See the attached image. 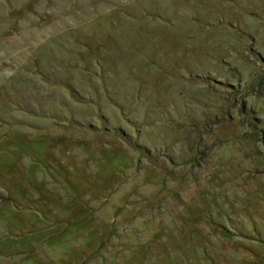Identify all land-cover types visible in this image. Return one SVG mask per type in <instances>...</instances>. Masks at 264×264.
Instances as JSON below:
<instances>
[{"label":"rangeland","instance_id":"374dc122","mask_svg":"<svg viewBox=\"0 0 264 264\" xmlns=\"http://www.w3.org/2000/svg\"><path fill=\"white\" fill-rule=\"evenodd\" d=\"M0 264H264V0H0Z\"/></svg>","mask_w":264,"mask_h":264}]
</instances>
